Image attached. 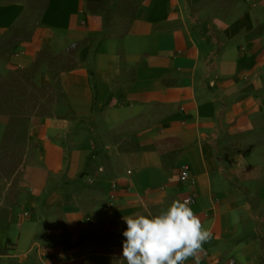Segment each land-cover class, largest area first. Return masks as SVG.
<instances>
[{"label": "crops", "instance_id": "obj_1", "mask_svg": "<svg viewBox=\"0 0 264 264\" xmlns=\"http://www.w3.org/2000/svg\"><path fill=\"white\" fill-rule=\"evenodd\" d=\"M193 194L199 264H264V0H0V264H127Z\"/></svg>", "mask_w": 264, "mask_h": 264}, {"label": "clouds", "instance_id": "obj_2", "mask_svg": "<svg viewBox=\"0 0 264 264\" xmlns=\"http://www.w3.org/2000/svg\"><path fill=\"white\" fill-rule=\"evenodd\" d=\"M123 260L127 264H187L203 245L212 239V232L187 201H175L159 215L137 214L125 218Z\"/></svg>", "mask_w": 264, "mask_h": 264}, {"label": "rangeland", "instance_id": "obj_3", "mask_svg": "<svg viewBox=\"0 0 264 264\" xmlns=\"http://www.w3.org/2000/svg\"><path fill=\"white\" fill-rule=\"evenodd\" d=\"M33 71H27L25 74L27 76H32ZM34 80L29 81L33 83ZM30 91V90H26ZM27 93V92H26ZM16 97V96H15ZM22 105L19 106L17 98L15 99V106L18 107L16 110H12L14 118L12 119V129L10 132V142H11V157L9 161L6 162L5 166L9 165V171L11 175L16 171L18 167V160H16V155L18 154V144H25L28 139V125L29 120L39 113L36 111L37 104L43 99L47 98L43 96L42 98L34 97L31 94H26V96H19Z\"/></svg>", "mask_w": 264, "mask_h": 264}, {"label": "built area", "instance_id": "obj_4", "mask_svg": "<svg viewBox=\"0 0 264 264\" xmlns=\"http://www.w3.org/2000/svg\"><path fill=\"white\" fill-rule=\"evenodd\" d=\"M191 179V173H190V169L188 166H184L182 171H181V180L182 181H188ZM184 201H187L189 203V205H193L197 202V197L195 194L190 195L188 197H186ZM235 261H232V263H234Z\"/></svg>", "mask_w": 264, "mask_h": 264}]
</instances>
